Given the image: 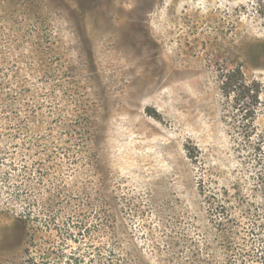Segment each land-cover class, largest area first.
Instances as JSON below:
<instances>
[{
  "label": "rangeland",
  "instance_id": "374dc122",
  "mask_svg": "<svg viewBox=\"0 0 264 264\" xmlns=\"http://www.w3.org/2000/svg\"><path fill=\"white\" fill-rule=\"evenodd\" d=\"M262 13L264 0H0V50L49 53L27 87L49 96L41 80L52 68V99L41 103L64 116L52 140L79 145L70 161L36 174L17 163L50 206L34 211L35 245L63 247L61 264H231L260 249ZM237 69L259 87L254 105L239 88L223 90ZM28 141L24 133L5 148L23 156ZM4 193L0 264H23L10 230L13 192ZM219 202L236 222L224 232L214 224Z\"/></svg>",
  "mask_w": 264,
  "mask_h": 264
},
{
  "label": "trees",
  "instance_id": "16d2710c",
  "mask_svg": "<svg viewBox=\"0 0 264 264\" xmlns=\"http://www.w3.org/2000/svg\"><path fill=\"white\" fill-rule=\"evenodd\" d=\"M262 14L264 15V13ZM42 54L36 55V53L32 52L29 56L25 57L0 50V147H2L0 149V191L3 194H5L4 190L13 192L14 197H10V204L8 206L17 209H9L10 213H14L10 230L13 238L16 240L15 242H17V247L25 253L26 258L23 264H61L60 262L66 257L63 247H57L51 243L45 247H38L34 243V226L37 224L34 218L38 217V215L34 214V211L37 209L39 210V214L41 212L42 214H46L50 206L43 204L44 200L42 202V199L44 198L40 193L41 190L32 184L34 179L29 178L30 174L28 177L27 171H29L31 164L35 170L33 174H36L38 169L47 167L56 162V160L70 161L71 157L69 155L73 153V150H76L75 146H79H71L73 141L68 138L67 144L70 147L60 148L59 143H62L61 139L52 140L55 125H60L64 121L63 115L56 116L51 111V106L47 101L41 103L43 97L47 98L45 100L52 99V94L49 91L51 81L54 78L52 68L43 65L45 79L41 80V83L48 88L49 96L41 95L39 89L35 87L34 89L27 87L29 85V78L40 74L39 67L42 65L41 61L46 62L49 58V53L42 52ZM223 87L225 91L234 87L236 89L239 88V96L243 100L247 99L249 105H254L258 98L259 87L248 85L240 69L233 70L224 78ZM78 102L80 104L79 109H82L84 103ZM44 130L50 133L46 137H41L40 134ZM24 133L29 138L28 143H24L26 145L24 149L27 152L25 155L21 156L17 148L14 152L9 148H5L11 145V141H17L19 136ZM35 136L39 137V139L35 138L34 140ZM9 138L12 139L10 142ZM245 138L249 139V136H245ZM39 148V151L35 150ZM58 149L63 151L64 155L56 154ZM259 149L258 147L251 153L256 154L259 152ZM19 161L26 162L29 164V167H24L26 170L19 171L17 168ZM256 162L260 167L258 179L264 182V158L258 159ZM4 166L10 172L2 170ZM11 171H19L20 174L13 175ZM48 176L49 174L40 176L42 184ZM32 190L38 191V195L32 196L30 194ZM17 192L23 195L16 194ZM226 204L219 202L215 208L219 219H214V224L219 232H224L227 230L225 227H233L236 224L229 210V204ZM18 208L20 209L19 212ZM261 245L259 250H250L249 248L241 250L236 257H232L231 264H264V242ZM232 246V243H227V250H233ZM65 264L72 263L68 260Z\"/></svg>",
  "mask_w": 264,
  "mask_h": 264
}]
</instances>
